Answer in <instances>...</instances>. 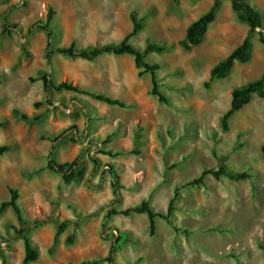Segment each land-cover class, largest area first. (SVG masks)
<instances>
[{
  "label": "rangeland",
  "instance_id": "1",
  "mask_svg": "<svg viewBox=\"0 0 264 264\" xmlns=\"http://www.w3.org/2000/svg\"><path fill=\"white\" fill-rule=\"evenodd\" d=\"M221 3L204 41L186 50L179 41L214 0H0V145L10 147L0 155V206L10 199L9 188L18 190V204L30 222L27 236L39 253L38 260L27 264H94L109 255L119 237L114 264H264L258 245L264 243V97L254 94L229 118L228 128L223 126L232 91L264 72V44L256 33L251 60L236 62L227 78L206 87L213 66L249 29L231 0ZM250 3L264 22V0ZM16 5L7 21L12 32H6L5 14ZM49 7L55 12L54 47L120 44L131 32L134 16L143 18V27L130 41L141 50L148 42L166 46L163 52H149L145 60L160 65L157 79L168 101L150 94L151 74L139 76L130 54H103L89 61L54 53L48 65L46 33L34 26L45 20ZM252 69L254 77L249 76ZM44 73L55 84L71 82L119 98L128 107L72 91L46 93L39 80ZM15 108L31 119L22 120ZM34 114L41 118L34 120ZM108 137L111 141L105 143ZM24 144L34 149L20 166ZM78 156L70 183L46 167L50 158L63 163ZM110 166L123 186L115 205L119 210L147 199L156 211L166 212L179 185L172 223L156 218L152 236L146 213L105 219L115 199ZM219 167L231 175H207L204 184L186 185L204 169ZM243 172L250 177L235 179ZM35 217L51 219L34 225ZM62 221H68L67 228L51 252ZM20 227L11 206L0 210V264H25Z\"/></svg>",
  "mask_w": 264,
  "mask_h": 264
},
{
  "label": "trees",
  "instance_id": "2",
  "mask_svg": "<svg viewBox=\"0 0 264 264\" xmlns=\"http://www.w3.org/2000/svg\"><path fill=\"white\" fill-rule=\"evenodd\" d=\"M176 3H179L180 0H174ZM221 0H214L213 7L205 14L201 15L199 18L191 22L187 29L186 34L183 39L179 41V44L186 50H191L193 47L200 45L205 38V35L210 27V25L215 21L217 16V11L221 6ZM232 9L238 14L239 18L249 26L248 32L243 39V41L226 56L224 59L217 62L210 71V78L206 82V87H210L211 82L216 79H224L227 78L233 70V67L236 62L247 63L251 60L253 55V36L257 33L259 36V40L262 44H264V22L262 13L256 9L251 3L250 0H231ZM16 6H12L8 9L7 13L4 17V30L6 32H12L10 30V26L7 25L9 13L16 8ZM54 10L49 7L45 20H40L35 24V28L41 29L46 33L47 36V46H46V60L48 65L51 64L52 55L54 53H60L68 57L72 58H82L89 61H93L99 56L103 54H115V55H124L130 54L134 56V61L136 67L139 69V76H143L144 74H151V82L152 88L150 94L153 96H157L160 102L166 103L168 101L167 96L160 90V85L157 79V70L160 69V65L158 63L149 64L146 62V54L151 51L154 52H163L166 50V46L162 44H157L153 42H148L145 50H141L137 48L133 43H131V38L134 37L143 27V18L138 20L136 16L133 18V28L131 32L125 37V39L120 44H108L104 46H94L87 48H79L76 42H72L69 46H56L53 45L54 33L51 29V23L54 20ZM39 80L43 81L44 90L46 93H50L52 89L57 91H72L75 93H80L84 95H89L92 98L105 102L109 105L120 106V107H128V105L119 98H114L104 93H99L95 91H91L85 88H81L71 82L62 81L59 84H55L51 79L49 73H44L41 75ZM254 94H258L260 97H264V72L261 77L255 81H251L247 83L243 87L235 88L232 91L231 105L228 111L223 116V126L224 129L228 128V120L229 118L238 110L242 109L245 105L249 104L252 100ZM49 103V100H47ZM41 102H36L35 106H40ZM13 113L16 115H20V118L24 121H28L31 117L27 113H22L18 109H13ZM34 120H39L41 118L40 115L34 114L32 117ZM68 130L61 132L58 136L54 138V142H57L61 138L65 136ZM111 137H108L105 140V143L110 142ZM10 150L8 145H0V155L5 154ZM262 150L264 152V145L262 146ZM102 153L114 156L111 151L101 150ZM136 153V152H135ZM80 160V156L76 157L72 161H66L63 163L55 161L53 158L49 159L47 164V168L53 172L60 174L63 180L67 183L72 182L76 178V166ZM96 164H100V160L98 158H94ZM175 167V166H174ZM110 174H111V186L114 191L115 199L112 201L113 208L109 209L105 215V219H109L110 217L117 214H124L126 216L131 215L132 213H146L149 217V231L150 235H155L156 233V218L165 219L168 223H172L171 219L174 216V212L177 209L176 201L180 197V186L175 187L174 195L169 201L166 212L156 211L149 200H143L141 204L136 206H131L125 208L123 210H119L115 207L116 204L121 202V190L123 188L122 184L119 180V174L116 170L110 166ZM207 175H212L215 178L219 179L222 176H230L231 173L225 167H219L218 169H204L199 177H196L190 180L186 185L198 186L204 184L205 177ZM250 175L246 172L235 174V179H246L249 178ZM185 185V186H186ZM10 199L3 201L0 206V210L4 211L8 206H11L18 217V220L22 227L16 228L17 232L20 233L24 237L25 242V257L24 263H30L38 260L39 253L36 249L33 248L32 242L30 238L27 236L26 227L29 226L30 222L27 221L22 214V210L18 204L19 192L17 189L9 188ZM51 218H40L35 217L33 220L34 225H39L41 223H45L49 221ZM68 221H62L58 224L57 231L54 237L53 246L50 249L51 252L54 251L56 245L58 244L59 236L65 231L67 228ZM172 227L179 231V227L172 224ZM73 239V236L68 238V243H70ZM120 240V237L114 242L111 246V250L109 255L102 259L94 261V264H99L103 261H107L109 264H114L115 254L117 252V242ZM259 247L264 250V243L262 241L258 242ZM82 264H86L85 262Z\"/></svg>",
  "mask_w": 264,
  "mask_h": 264
},
{
  "label": "crops",
  "instance_id": "3",
  "mask_svg": "<svg viewBox=\"0 0 264 264\" xmlns=\"http://www.w3.org/2000/svg\"><path fill=\"white\" fill-rule=\"evenodd\" d=\"M248 28H249V26H248ZM237 46H238V45H237ZM237 46H236V47H237ZM236 47H235V48H236ZM235 48H234V49H235ZM234 49H233V50H234ZM233 50H232V51H233ZM232 51H231V52H232ZM231 52H230V53H231ZM33 149H34V148H33L32 146H28L27 144H26V145H25V144L23 145L22 149H20V152H22V155H23V157H24V158H23L24 161H23L22 163H20V166L23 165V163H26L25 161L29 159L28 155H29L30 152H32ZM29 160H30V159H29ZM31 162H32V160H31ZM33 164H34V162H33Z\"/></svg>",
  "mask_w": 264,
  "mask_h": 264
},
{
  "label": "bare ground",
  "instance_id": "4",
  "mask_svg": "<svg viewBox=\"0 0 264 264\" xmlns=\"http://www.w3.org/2000/svg\"><path fill=\"white\" fill-rule=\"evenodd\" d=\"M235 74H236V73H235V71H234L233 74H232V77H231L232 79H235ZM253 74H255V69H252V72H250L249 76H251V77L253 76V77H254ZM236 75H237V74H236ZM239 76H240V75H239ZM244 80H245V79H244ZM244 80H243V81H244ZM241 81H242V80H241ZM243 81H242V83H243ZM232 84H233L232 87H234V86L236 85L235 83H232ZM216 93H217V94H220L221 91H220V90H217ZM260 107H261V106H260ZM258 108H259V107H258ZM263 110H264V109H263ZM262 127H263V126H262ZM262 134H263V132H262ZM263 136H264V135H263ZM263 136H262V137H263Z\"/></svg>",
  "mask_w": 264,
  "mask_h": 264
}]
</instances>
